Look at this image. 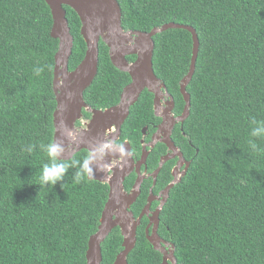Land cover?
Masks as SVG:
<instances>
[{
	"label": "trees",
	"instance_id": "16d2710c",
	"mask_svg": "<svg viewBox=\"0 0 264 264\" xmlns=\"http://www.w3.org/2000/svg\"><path fill=\"white\" fill-rule=\"evenodd\" d=\"M117 1L125 31L150 32L175 23L194 28L199 36L196 69L187 86L191 106L185 135L175 131L190 166L160 213L159 236L174 246L177 264H264V155L253 154L247 144L250 120L264 119V0ZM64 8L74 37L68 63L73 71L87 45L78 14ZM52 26L45 0H0V264H87L89 240L98 231L109 197L107 183L76 184L75 167L65 176L64 187L39 186L46 156L38 146L55 135L59 41L51 36ZM153 40L154 72L176 97L175 112L181 113L185 103L180 84L190 71L192 34L174 28ZM41 65L50 67L34 77L33 68ZM130 81L100 41L98 73L84 93L85 102L94 109L111 108L120 103ZM152 97L145 91L122 126V140L138 155L143 127L160 122ZM258 143L264 147V141ZM28 144L37 145L31 154L23 151ZM151 152L149 172L158 169L167 148L160 143ZM174 165L169 160L155 182H144L131 209L135 218L153 182L154 195L172 183ZM134 179L127 180V190ZM156 206L158 202L152 209ZM148 224L144 217L128 264L163 263V254L147 239ZM122 244L116 227L101 245L102 264H114Z\"/></svg>",
	"mask_w": 264,
	"mask_h": 264
},
{
	"label": "water",
	"instance_id": "95a60500",
	"mask_svg": "<svg viewBox=\"0 0 264 264\" xmlns=\"http://www.w3.org/2000/svg\"><path fill=\"white\" fill-rule=\"evenodd\" d=\"M50 7L53 26L51 36L59 41L58 52L55 56V69L53 87L57 102L56 110L53 114L55 127L54 139L60 140L68 147L69 157L80 152L88 150L101 140L105 139V130L114 126L117 135H121L122 126L130 114V108L139 99L141 93L147 89L156 94L155 104L158 106L159 94L156 89L163 86L161 80L157 78L153 70V54L155 49L154 36L164 31L174 28H183L192 34L193 52L191 58L190 71L182 80L181 92L186 102V114H189L191 106V96L186 89L189 85L195 69L199 54L200 42L196 30L190 26L176 25L169 23L162 27H155L150 32L125 31L122 26V9L117 0H45ZM65 6L73 9L81 20V36L87 45V51L84 59L78 67L70 71L69 59L74 46V37L67 20ZM103 41L110 50V57L113 65L120 71L126 72L131 77V83L127 85L121 95L120 103L117 106L108 108L104 111L94 110L93 118L87 129L79 132L76 129V121L81 117L83 108H88L84 101L85 91L92 85L99 65V43ZM135 56L133 62H129L127 57ZM183 116L184 118L186 117ZM169 117V116H168ZM170 122L174 123L175 119L169 117ZM173 125L166 126L165 139L161 140L167 145L173 154L161 158L159 167L154 173V179H157L163 165L178 156L180 161L174 172V180L163 190L162 194L165 199L161 202L160 207L153 213L146 228L148 241L156 251L163 254L162 264H177L174 253V246L163 240L158 234L160 223V213L169 197L171 189L181 181L178 178L179 167L185 161L183 155L171 141V130ZM66 130L75 133V143L67 139ZM156 142L149 146L154 148ZM126 147L129 148V145ZM147 147L143 149L142 160L137 166L145 163L148 156ZM117 161L116 165L111 166L113 175L109 173H99L96 171L94 180L107 183L110 186L108 201L102 213V218L98 231L91 236L89 240V249L87 252V264H102L103 256L101 245L110 235L113 229L120 228L123 236V251L117 256L114 264H128L127 258L134 249L137 242V228L141 223L143 216L149 214L151 202L155 199H149V204L138 218L134 217L130 211L131 205L137 200L140 194V188L143 176L139 175L133 191L127 194L124 191V180L133 170L134 162L129 159L127 165L121 167L122 162ZM181 177L186 175L188 167ZM178 174V175H177ZM151 230V231H150ZM171 246L170 251L168 250Z\"/></svg>",
	"mask_w": 264,
	"mask_h": 264
},
{
	"label": "clouds",
	"instance_id": "9594fccd",
	"mask_svg": "<svg viewBox=\"0 0 264 264\" xmlns=\"http://www.w3.org/2000/svg\"><path fill=\"white\" fill-rule=\"evenodd\" d=\"M46 67L50 66L41 65L33 68V76L41 77ZM66 132V137L73 146L76 139L75 133L70 130H66ZM258 141H264V119L252 118L250 120V138L247 141L248 148L255 155H264V147H261ZM126 146V142L106 137L90 147L82 159H73L66 158L69 157L68 147L60 140L52 139L48 143H40L38 147L46 156V162L43 163L39 173V186L41 190L43 188L54 189L57 184L64 187L62 182L72 167L76 169L73 178L76 184L94 180L96 171L104 174L109 173L113 159L121 161V167H123L127 165L132 156V152ZM36 147L35 144H28L23 148V151L31 154Z\"/></svg>",
	"mask_w": 264,
	"mask_h": 264
},
{
	"label": "flooded vegetation",
	"instance_id": "af4514ba",
	"mask_svg": "<svg viewBox=\"0 0 264 264\" xmlns=\"http://www.w3.org/2000/svg\"><path fill=\"white\" fill-rule=\"evenodd\" d=\"M129 57L130 58H133L134 57V59H130V60L128 59L129 62H133L136 59L135 56H129ZM157 78L159 80H161L159 77H157ZM161 82H162L163 86H159L156 89V91L159 94V98H158L159 99V103H158V106H156V104H155L156 94L153 91H150V90L145 89L141 93V95L139 97V99H140L141 96H142V94L145 91H148L149 93H151L153 95L152 99H153V111H154V115L160 121L157 124L151 123V126L147 125V126L143 127V130H142V133L143 134H142V138L140 140V142H141V152H140V155H138V153L136 151H134V148H133L132 144L128 140H122V133L119 136L116 134L117 133V130H116V128L114 126L109 127L107 130H105V138L106 137H110V138L118 139L121 142H126L127 145H129L130 151L132 152L131 158H132V160L134 162V167H133V170L130 172V174L125 178L124 183H123V185H124V191L127 194H130L133 191L134 186H135V184L137 182V179H138L139 175H142L143 176V181H142V184H141V188H142L144 182L146 180H148V179H153L154 182L156 181L154 179V173H155V171L157 169L155 171H153V172H149V169H148V166H149L148 165V159H149L150 153H152L151 151L157 145H159L160 143L161 144H164L163 142H160V141L165 139V134H166L165 133V131H166L165 128H166V126H168V125L172 126L173 125V128L171 130V141L173 142V144L175 145V147L179 150V152H181V149L177 146V142L175 140V131L178 128L180 129V131L183 130V125H184V123L186 122V120L188 119V117L190 115V108L188 110L189 111V114H186V112H185V110H186V102H185V99H184V103L185 104H184V107H183L181 113H176L175 112L176 111V99H175L176 97L169 92L166 84L162 80H161ZM130 83H131V81H130ZM180 92H181V87H180ZM139 99H138V101H139ZM86 105L88 106V108H83L82 113H81V117L75 123L76 129L79 132L87 129L88 125L90 124V122H91V120L93 118V111L94 110H101V111L106 110V109H96V108L94 109L91 106H89L87 103H86ZM117 105H115V106H117ZM133 106H131V107H133ZM185 114H186V117L184 118L183 116H185ZM168 116L169 117H173L175 119L174 123L170 122V119L171 118H169ZM182 134L185 135V133L183 131H182ZM153 142H156V144H155L154 148H151V146H149V145L152 144ZM164 145L167 148V153L165 155H163L162 157H164L166 155H169V154H173V152L169 150V148L167 147V145L166 144H164ZM144 147H147V150H148L149 153H148V156H147V158L145 160V163L141 164V166L139 167L137 165L142 160V155H143V149H144ZM86 151H88V150H86ZM182 155H183V153H182ZM183 158H184V155H183ZM170 160H175V165L172 168V176H173V180H174V172L176 171V168L178 167V163H179L180 159H179L178 156H175L173 159H170ZM184 161H185V163L181 167H179V169H178L179 170V175L177 174L178 175V178H182L181 177V173H183L185 171V169L187 167V164L190 165V162L187 161L185 158H184ZM116 164H117V161H115V159H113L112 165H116ZM109 174L110 175H113V172H110ZM133 175H135V179H134L133 185H132V187H131L130 190H127L125 184H126L127 180L131 176H133ZM154 182H153V185L148 189L149 190V195L147 197V203L144 206V208L142 209V212H143L145 210V207H147L148 204H149V199L152 198V197H155V199L153 200V202H151L149 214L148 215L146 214L145 216H143V218L144 217H147L148 218V221L152 217L153 213L160 207L161 202L165 199V196L162 194L163 190L161 192H159L157 195H154L153 194V187L155 186V183ZM109 188H110V186H109ZM141 188H140V194L138 195V198L141 195ZM154 202H158V206H156L155 209H152V205H153ZM134 203L130 207V211L131 212H133L131 209H132V206L134 205ZM141 213H140V215H141ZM134 217H135V215H134ZM170 249H171V246H169V251H170Z\"/></svg>",
	"mask_w": 264,
	"mask_h": 264
},
{
	"label": "rangeland",
	"instance_id": "374dc122",
	"mask_svg": "<svg viewBox=\"0 0 264 264\" xmlns=\"http://www.w3.org/2000/svg\"><path fill=\"white\" fill-rule=\"evenodd\" d=\"M168 250H169V248H168Z\"/></svg>",
	"mask_w": 264,
	"mask_h": 264
}]
</instances>
